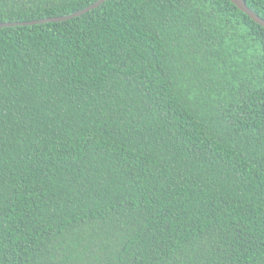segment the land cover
Listing matches in <instances>:
<instances>
[{"label":"trees","instance_id":"obj_1","mask_svg":"<svg viewBox=\"0 0 264 264\" xmlns=\"http://www.w3.org/2000/svg\"><path fill=\"white\" fill-rule=\"evenodd\" d=\"M0 264H264V27L231 0L0 27Z\"/></svg>","mask_w":264,"mask_h":264},{"label":"water","instance_id":"obj_2","mask_svg":"<svg viewBox=\"0 0 264 264\" xmlns=\"http://www.w3.org/2000/svg\"><path fill=\"white\" fill-rule=\"evenodd\" d=\"M107 0H99L96 3L78 11L73 14H69L66 16H58V17H49V18H42L37 20H30V21H15V22H9V23H0V27H8V26H17V25H34V24H41L46 22H61L66 21L68 19H72L76 16L83 15L90 10L97 8L102 3H104ZM235 5H237L242 11H244L247 15H249L253 20L258 22L260 25L264 27V19L260 17L258 14H256L246 3L244 0H231Z\"/></svg>","mask_w":264,"mask_h":264}]
</instances>
